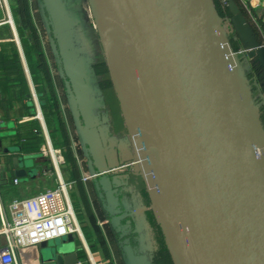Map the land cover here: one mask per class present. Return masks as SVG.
<instances>
[{
  "label": "water",
  "instance_id": "obj_1",
  "mask_svg": "<svg viewBox=\"0 0 264 264\" xmlns=\"http://www.w3.org/2000/svg\"><path fill=\"white\" fill-rule=\"evenodd\" d=\"M85 1L73 6L88 14ZM214 1L88 0L175 264H264V123L237 57L257 58L264 68V43L237 2L222 0L242 43L234 49ZM68 23L64 15L61 24ZM59 57L78 129L100 168L94 173L127 164L96 127L90 57L70 49ZM97 131L99 149L88 139ZM105 157L109 167L99 163ZM14 161L16 174L26 175L24 162L31 161ZM119 179L103 176V187L122 185ZM113 190L107 194L117 204ZM121 212L111 211L108 222L118 231L132 228ZM77 237L41 242L44 264H81ZM122 244L127 264H153L139 252L143 242Z\"/></svg>",
  "mask_w": 264,
  "mask_h": 264
},
{
  "label": "crops",
  "instance_id": "obj_2",
  "mask_svg": "<svg viewBox=\"0 0 264 264\" xmlns=\"http://www.w3.org/2000/svg\"><path fill=\"white\" fill-rule=\"evenodd\" d=\"M235 1L264 43V0ZM8 2L13 24L10 21L0 24V199L5 217H10L9 203L13 199L31 197L57 186V171L41 151L48 137L52 145L63 153L62 178L73 182L68 194L82 229V237L78 236L76 240L83 244L78 252L79 256L84 254L80 263L127 264L125 253L118 250L124 233L106 223L111 219V211L120 209L122 215L133 219L132 223L140 225L141 232L137 234L143 245L135 244L140 246L139 252L146 250L143 237L149 219L155 222L157 217L99 30L93 26L85 11L73 6L74 0H35V5L42 11L40 14H44L43 26L40 18L34 17L33 21L29 0ZM20 12L27 14L31 22H21L17 18ZM64 15L69 19L65 26L61 24ZM235 41L238 44L236 48L240 49L242 43L237 36ZM34 45L39 47L38 51H34ZM62 49L90 57L91 75L95 78L92 96L100 104L96 115L100 116L101 123L95 122L96 127L103 129L106 138L112 137L107 139L114 148L115 156L120 161L127 158L126 162H129L121 169L104 171L85 181L82 179L84 175L99 172L100 168L78 129L59 57ZM246 56L241 64L249 79L247 63H260L257 58ZM97 133L91 134L88 139L99 149L102 139L100 132ZM20 157L31 161V165L24 162L27 174L19 176L14 159ZM109 162L110 157H105L99 163L102 167H109ZM103 176L110 179L120 176L122 185L116 182V186L112 182L111 186L104 188ZM110 190L116 191L114 195L119 203L108 204L106 198ZM1 230L0 213V246L5 244ZM16 253L18 264H44L40 245L19 248Z\"/></svg>",
  "mask_w": 264,
  "mask_h": 264
},
{
  "label": "built area",
  "instance_id": "obj_3",
  "mask_svg": "<svg viewBox=\"0 0 264 264\" xmlns=\"http://www.w3.org/2000/svg\"><path fill=\"white\" fill-rule=\"evenodd\" d=\"M85 8L94 27H98L90 3L85 1ZM5 9L4 22L12 23V15L8 0H0V9ZM42 154L53 163L58 177L56 187L48 188L36 195L25 198H15L9 203L10 217L6 218L2 210L0 199V213L2 220L1 233L4 235L5 244L0 246V264H18L16 250L37 246L43 241L63 237L69 233H76L82 237L81 224L77 219L75 210L69 200L68 190L73 182L62 178L60 167L64 161L61 149L55 148L47 137L46 144L41 148ZM114 168L110 171L121 169ZM97 176L84 175L85 181ZM18 181V180H16Z\"/></svg>",
  "mask_w": 264,
  "mask_h": 264
},
{
  "label": "rangeland",
  "instance_id": "obj_4",
  "mask_svg": "<svg viewBox=\"0 0 264 264\" xmlns=\"http://www.w3.org/2000/svg\"><path fill=\"white\" fill-rule=\"evenodd\" d=\"M34 1L35 0H29V2L32 5L30 9V12L32 14L31 17L33 21H34V17L40 18L41 25L43 26L44 25V14H40L42 13V11H40V8L35 5ZM214 4L220 15V18L223 24L228 30V38L230 40L232 47L234 49H237L236 47L238 45L236 46L234 41L232 40V37H234L233 39L235 40L236 33L230 22L231 13H230L228 6L222 0H215ZM219 4L222 6V9H224V14H221V12H219ZM26 16L28 15L25 13H17V18L20 19L21 22L24 21V18ZM0 17H3V18L7 17V13L5 9L1 10ZM26 21H27V18H26ZM237 57H238V61L240 62H242L243 59L247 58L246 54L244 53L238 54ZM247 64L249 66L248 70L250 71L249 82L251 83L250 85L253 91V97L256 103L261 108L262 121L264 123V69L262 68L263 66L261 64L255 65L249 62ZM260 90H262V92H260ZM106 223L110 224L109 222H106ZM146 227H147L146 232H144V237H143L144 242H145L144 247L146 248L151 259L154 260L155 264H175L173 256L168 247L167 240L163 235V232H162V229H161V226L158 220L155 219V222L154 221L152 222L151 219H149V223L147 224ZM50 240H51L50 243H53L56 240V238L50 239ZM119 243L121 245V248H119L118 250L119 251L121 250L124 253V246L122 244V241L119 240Z\"/></svg>",
  "mask_w": 264,
  "mask_h": 264
},
{
  "label": "flooded vegetation",
  "instance_id": "obj_5",
  "mask_svg": "<svg viewBox=\"0 0 264 264\" xmlns=\"http://www.w3.org/2000/svg\"><path fill=\"white\" fill-rule=\"evenodd\" d=\"M62 65H63V69H64V65H65V63H64V61L62 60ZM64 73L66 72L65 70L63 71ZM73 76H75V75H73ZM104 84H106V80L104 81ZM77 85V88L79 89L80 88V90H81V88H82V85H81V83H78V84H76ZM80 118H81V116H80ZM128 165H129V162L127 163ZM107 200V202H108V204H114L115 205V203L112 201V200H109V197H107L106 198ZM117 210V209H116ZM126 219H130L129 217H126ZM116 229V228H115ZM117 230V229H116ZM118 231V230H117ZM121 232H123L124 233V237L121 239L122 241H124L126 238H130V242H132V243H136V244H138V245H140L139 243L140 242H142V240L140 239V238H138V235L139 234H137V232L135 231V228L133 227V228H128V229H122L121 230Z\"/></svg>",
  "mask_w": 264,
  "mask_h": 264
},
{
  "label": "trees",
  "instance_id": "obj_6",
  "mask_svg": "<svg viewBox=\"0 0 264 264\" xmlns=\"http://www.w3.org/2000/svg\"><path fill=\"white\" fill-rule=\"evenodd\" d=\"M25 7V6H24ZM25 9V8H24ZM27 10V9H26ZM219 12H221V14H224V9H222V6L219 4ZM20 13H23V12H20ZM26 18H27V21H26ZM23 23H30L31 22V19L28 17V16H26L25 18H24V21H22ZM9 26V25H8ZM234 37H232V40L234 41V43H235V45L237 46L238 44H237V41H235L234 39H233ZM35 46L36 45H34V47H33V49H34V51H38L39 50V47H37V48H35ZM260 92H261V90H260ZM84 254H82L81 256H83ZM80 256V257H81Z\"/></svg>",
  "mask_w": 264,
  "mask_h": 264
}]
</instances>
